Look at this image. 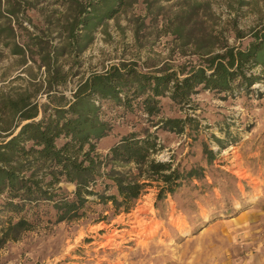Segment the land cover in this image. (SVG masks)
Wrapping results in <instances>:
<instances>
[{
    "label": "rangeland",
    "instance_id": "374dc122",
    "mask_svg": "<svg viewBox=\"0 0 264 264\" xmlns=\"http://www.w3.org/2000/svg\"><path fill=\"white\" fill-rule=\"evenodd\" d=\"M33 1L36 9L20 17L27 31L17 29L16 37L32 52L18 57L0 48V93L5 98L26 92L40 108L55 98L69 100L91 73L122 61L136 62L141 71L188 70L202 61L167 32L168 19L194 0H156L151 14L137 2L105 22L75 59L61 58L60 74L52 81L57 92L47 94L50 84L39 67V45L33 37L45 38L42 46L48 41L58 45L44 18L58 9L57 0ZM207 1L220 33L218 46L244 49L251 41L249 33L264 25V0H243L247 5L237 13L229 10L231 0ZM251 72L259 77L251 94L200 91L183 106L161 100V117L195 122L181 133L159 131L152 158L180 171L199 167L200 180L184 182L163 200L157 199L161 184L152 182L129 213L113 216L105 206L92 203L69 223L54 225L44 218L19 241L0 248V264H264V71L257 67ZM140 117L115 118L107 112L112 131L97 151L105 154L119 136L138 130ZM16 120L7 108L0 112V125ZM204 147L214 154L211 164ZM60 186L65 192L74 190L72 184Z\"/></svg>",
    "mask_w": 264,
    "mask_h": 264
},
{
    "label": "trees",
    "instance_id": "16d2710c",
    "mask_svg": "<svg viewBox=\"0 0 264 264\" xmlns=\"http://www.w3.org/2000/svg\"><path fill=\"white\" fill-rule=\"evenodd\" d=\"M155 1L57 0L58 9L44 18L58 45L48 41L42 46L47 40L33 37L39 45V67H44L50 84L47 94L57 92L52 81L60 74L61 58L75 59L87 50L96 31L116 14L137 2L151 14ZM246 5L243 0L228 3L235 13ZM36 6L33 0H0V48H8L18 57L32 52L16 37L17 29L27 31L20 17L27 18ZM185 6L168 19L167 32L201 57L197 66L141 71L136 62L122 61L91 73L77 84L69 100L55 98L40 108L26 92L15 99L0 93V112L7 108L17 119L14 125L13 121L0 125V248L19 241L44 218L54 225L69 223L81 218L92 203L105 206L113 216L129 213L152 182L161 184L157 185V199L163 200L184 182L203 177L199 167L180 171L152 158L159 131L181 133L195 122L189 117H161V100L183 106L200 91L251 94L250 88L259 78L251 70L264 71V25L249 33L251 41L244 49L218 46L220 33L214 29L210 2L194 0ZM107 112L115 118L139 114L142 125L119 136L101 154L97 144L112 131ZM203 152L211 164L213 152L207 147ZM60 184H72L74 190L65 192Z\"/></svg>",
    "mask_w": 264,
    "mask_h": 264
},
{
    "label": "bare ground",
    "instance_id": "6f19581e",
    "mask_svg": "<svg viewBox=\"0 0 264 264\" xmlns=\"http://www.w3.org/2000/svg\"><path fill=\"white\" fill-rule=\"evenodd\" d=\"M239 175V174H238ZM241 175V174H240Z\"/></svg>",
    "mask_w": 264,
    "mask_h": 264
}]
</instances>
